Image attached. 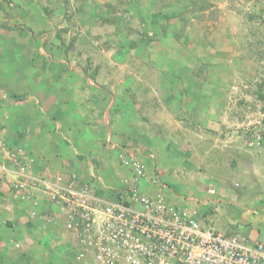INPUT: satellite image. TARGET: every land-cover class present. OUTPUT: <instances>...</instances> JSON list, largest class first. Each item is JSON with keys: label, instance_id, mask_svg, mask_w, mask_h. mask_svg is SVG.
I'll return each mask as SVG.
<instances>
[{"label": "rangeland", "instance_id": "374dc122", "mask_svg": "<svg viewBox=\"0 0 264 264\" xmlns=\"http://www.w3.org/2000/svg\"><path fill=\"white\" fill-rule=\"evenodd\" d=\"M11 37L27 44L26 58L37 51L69 71L116 77L118 100L128 92L149 117L176 109L179 178L201 195L216 190L210 224L264 243V0H0V54ZM177 77L188 93L167 104ZM1 80V108L9 92L29 90ZM167 182L175 196L197 194Z\"/></svg>", "mask_w": 264, "mask_h": 264}, {"label": "crops", "instance_id": "0c3cea01", "mask_svg": "<svg viewBox=\"0 0 264 264\" xmlns=\"http://www.w3.org/2000/svg\"><path fill=\"white\" fill-rule=\"evenodd\" d=\"M17 41L16 37H11L6 44L8 49L0 54V62L10 68L0 80L9 84L11 92L16 91L17 86H25V92L28 87L29 90L24 97L9 92L11 103L7 107L0 106V163L11 166L7 153L22 152L33 160L31 170L34 174L43 177L61 175L67 181L75 176L90 185L95 194L114 198L122 176L131 173L121 164L118 155L123 150L133 152L146 164L148 171L160 176L171 201L192 211L202 209L204 212L199 216L209 223L206 215L211 212V206L202 201L209 197V203H212L215 196H209V189L201 195L189 180L185 182L179 178L177 170L182 158L177 151L174 131L180 126L170 116L176 109L170 113L163 106L149 117L152 114L131 100L128 92V99L118 100L113 86L117 84L116 77L108 80L99 77L108 82L109 85L104 87L98 84L100 79L96 74L92 77L69 71L63 68L64 61L49 62L37 51L24 57L27 44ZM22 64L25 69H21ZM130 81H133L132 77ZM169 81L172 85L164 98L167 104L188 93L179 90L178 83L184 78ZM126 89L131 88L126 84ZM23 103L33 108L22 110ZM176 133L182 138V130ZM183 137L189 141L187 134ZM169 178L190 188V192L196 190V196H175L172 187L166 184ZM12 179L0 173V264H81L71 247L73 235L65 230L64 219L55 216L51 221L46 219L55 214L56 207L43 200L22 201L11 189ZM33 213H36L35 217ZM258 236L252 235L250 239L263 241Z\"/></svg>", "mask_w": 264, "mask_h": 264}, {"label": "built area", "instance_id": "2783aa9c", "mask_svg": "<svg viewBox=\"0 0 264 264\" xmlns=\"http://www.w3.org/2000/svg\"><path fill=\"white\" fill-rule=\"evenodd\" d=\"M7 156L11 166L0 164V173L13 178L10 186L21 200L56 207L46 219H64L81 264H264L262 241L223 232L171 201L160 176L133 152L118 155L131 173L122 176L114 198L95 194L75 176H38L22 152ZM202 202L208 205L209 197Z\"/></svg>", "mask_w": 264, "mask_h": 264}, {"label": "trees", "instance_id": "16d2710c", "mask_svg": "<svg viewBox=\"0 0 264 264\" xmlns=\"http://www.w3.org/2000/svg\"><path fill=\"white\" fill-rule=\"evenodd\" d=\"M261 98H264V95H262Z\"/></svg>", "mask_w": 264, "mask_h": 264}]
</instances>
